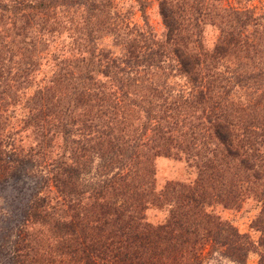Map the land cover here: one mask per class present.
<instances>
[{"label": "rangeland", "instance_id": "1", "mask_svg": "<svg viewBox=\"0 0 264 264\" xmlns=\"http://www.w3.org/2000/svg\"><path fill=\"white\" fill-rule=\"evenodd\" d=\"M159 1L109 0L104 8L88 14L80 8H59L46 15L35 13L34 27L28 31L35 29L34 47L24 57V63L12 67V71L27 69L29 78L23 82L22 76L16 75L20 80L0 85V162L6 158L11 162L3 176L0 175V264H38L39 258L51 259L49 264H82L79 256L70 257L60 247L67 237L56 232L55 216L66 221L69 217L61 212L55 214L61 207L56 206L60 200L51 175L58 168L55 166L75 161L78 147L85 140L92 146L98 135L107 136L114 144L123 145L127 152L119 154L121 174L131 169L134 157L139 161L149 160L154 192L178 184L201 187L207 179L208 172L201 174L207 162L221 171L225 167L220 162L221 147L209 133L210 121L226 116L233 122L252 114H264L263 101L258 98L264 87L253 88L250 82L236 86L234 77L241 75L240 67L234 56L227 54L216 63V71L223 75L222 83L228 85L229 91L225 95L220 90L214 91L219 94L215 103L220 108L213 104L214 112L202 115L208 114V109L203 111L202 105L196 104L195 87L186 83L177 71L171 50L174 39L167 40ZM166 1L183 17L179 32L189 44L199 43L210 50L221 40L220 31L234 23L232 10L239 12L238 18H247L248 25L242 34L249 44L261 41L258 36L264 25V0ZM189 7L193 14L197 11L196 20L193 16L187 20ZM39 19L47 23L40 25ZM155 46L160 51L157 55L154 51L149 53ZM131 50L137 56L130 60L134 69L125 64ZM259 58L264 62V52ZM149 63L153 67H142ZM113 74L125 76L128 86L124 84L119 90L110 80ZM147 86L150 92L155 87L162 93L169 91V96L152 99L146 92ZM76 87L96 98L75 105L72 90ZM174 102L179 105L177 109H171ZM186 120L192 121L190 128ZM175 121L183 125L188 140L180 141L172 129V138H177L180 146L171 147L167 155H156V146L161 143L156 131L175 125ZM92 159L88 163L90 170L78 178L83 193L77 199L81 206L92 197L88 185L98 180L95 173L99 171L100 159ZM86 161L83 157V162ZM237 169L234 164L228 165L224 181L215 184L212 191L223 192L228 181L240 184L241 174ZM115 172L117 169H112ZM241 185L233 204L225 207L212 195L199 212L209 216L211 222L218 219L238 234L246 235L239 240L247 247L243 255L236 258L226 245H221L220 239L214 241L213 226L195 221V233L181 250L187 256L186 264H264L260 261L264 251L257 245L260 234L251 228L261 205L252 192H243L247 188L245 183ZM170 195L168 192L166 198ZM36 196L45 199L44 209L49 208L54 214L45 222L35 220L28 213L30 201ZM173 206L148 204L143 221L161 224L169 213L177 211ZM51 249L57 252L49 258Z\"/></svg>", "mask_w": 264, "mask_h": 264}, {"label": "trees", "instance_id": "2", "mask_svg": "<svg viewBox=\"0 0 264 264\" xmlns=\"http://www.w3.org/2000/svg\"><path fill=\"white\" fill-rule=\"evenodd\" d=\"M108 1L0 0V85L14 79L20 80L16 75H21L23 82L29 78L26 77L27 69H17L13 72L12 67H19L24 63V57L34 47L32 35L35 29L32 32L28 31L34 27L35 13L46 15L59 8L62 10L80 8L88 14L104 8ZM158 7L166 29L167 40L174 39L171 50L178 66L177 71L186 83L195 87L193 94L196 104L202 105L203 111L208 109V114L203 112L202 115L209 116L214 112L215 107H219L218 103H215L219 94L214 91L220 90L223 95L229 91L228 85L222 83L223 75L216 71V63L227 54L234 56L240 67L241 75L234 77L236 86L248 85L250 82L253 88L262 89L264 87V62L259 60V56H262L264 52V42L262 43L264 25L261 35L258 36L261 41L255 45L249 44L242 34L248 25V20L238 18L239 12L232 10L234 23L223 28L220 31L221 40L210 50H205L201 44H189L181 37L179 21L182 22L184 19L177 15L175 9L166 0H160ZM188 9L190 12L187 14V20L191 16L196 20L197 11L193 14V9L191 7ZM39 22L40 25L47 23L43 19H39ZM22 50L23 53L19 54ZM152 51L155 55L160 52L158 46H155L154 50L151 49L149 53ZM133 54V50L129 51L127 61H125L131 69L135 67L130 61L131 57H137ZM145 66L153 67L150 63L142 67ZM110 80L119 90L122 85L128 86L129 84L125 76L116 74H113ZM145 88L148 90L149 86ZM72 92L75 105L89 103L91 99L96 98V95L90 97V94L78 87ZM146 92L150 93L152 99L169 96V91L162 93L158 87L153 88L152 92L149 90ZM258 98L263 101L262 109L264 110V89L261 90ZM213 104L215 107H212ZM178 107L179 105L174 102L171 109ZM137 108L140 112L142 111L138 104ZM165 111L167 108L162 112ZM220 113L224 111L221 110ZM240 119L232 122L226 116H220L210 121L209 133L221 147L220 162L225 164V167L221 171L217 165L207 162V168L201 170V174L208 172L206 173L207 179H204L205 183L201 187H197L196 184L192 186L178 184L154 192L152 189L153 171L149 160L139 161L137 157H134L131 169L126 174H121L122 165L119 158L122 156L119 154L123 151L127 152L123 145L114 144L107 136L98 135L92 146H88L89 140H85L78 147L75 161L72 164L64 163L55 166L58 168L51 175V182L60 200L56 206L61 207L55 214L61 212V215L69 217L66 221L55 216L56 232L67 237L64 246L60 247L67 250L65 253L70 257L79 256L82 264H186L187 256L185 251L181 250L195 233L194 227L197 226L195 222L197 221L199 224L213 226L214 241L218 242L220 239L221 245H226L227 249L239 258L247 248L239 240L245 239L246 235L238 234L237 230L218 219L211 222L209 216L199 211L212 195L225 207L233 204L239 196L241 184L245 183L247 188L243 192H252L261 205L257 217L251 223V228L260 234L257 245L264 251V114L260 116L252 114L245 120ZM173 123L175 125L166 126L167 129L161 128L156 131L155 136L158 140L161 139L159 146H156V155L162 153L167 155L171 147L180 146L177 138H172V129L176 131L180 141L188 140L187 131L183 129V125H179L177 121ZM185 123L189 128L192 125L190 120H186ZM32 127L35 126L32 125ZM65 132L68 131L65 130ZM83 157L87 159L86 163L83 162ZM92 157L100 159L97 167L99 171L95 173L98 180L88 185L92 197L89 200L86 199L85 205L81 206L80 200L77 199L83 193L79 187L81 184L78 183V178L82 173L85 174L90 170L88 163L91 162ZM2 160L0 162L1 176L5 173L6 167L11 166L7 158ZM142 164L145 166L141 167ZM230 164L238 166L237 171L241 174L240 184L228 181V186L226 185L223 192L214 193L212 190L216 189L215 184L224 181L225 170ZM112 169H117V172L112 173ZM168 192L171 194L169 199L166 198ZM171 201L174 203H170ZM164 203L174 205L177 211L169 213L168 218L161 224L150 225L143 221V213L148 204L161 207ZM45 204V199L36 196L30 201L28 213L37 221L49 220V217H53L54 214L51 209H44ZM56 252L51 249L49 258L54 256L52 253ZM60 253L62 252L57 254ZM51 261V259L39 258L37 263L49 264ZM260 261L264 262V256H261Z\"/></svg>", "mask_w": 264, "mask_h": 264}]
</instances>
